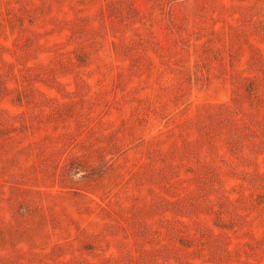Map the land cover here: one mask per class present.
<instances>
[{"label": "rangeland", "instance_id": "obj_1", "mask_svg": "<svg viewBox=\"0 0 264 264\" xmlns=\"http://www.w3.org/2000/svg\"><path fill=\"white\" fill-rule=\"evenodd\" d=\"M0 264H264V0H0Z\"/></svg>", "mask_w": 264, "mask_h": 264}]
</instances>
